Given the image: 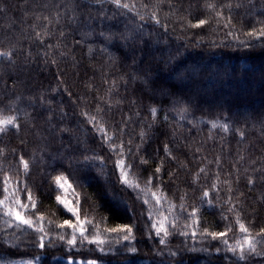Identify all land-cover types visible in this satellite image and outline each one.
I'll list each match as a JSON object with an SVG mask.
<instances>
[{
    "label": "trees",
    "instance_id": "obj_1",
    "mask_svg": "<svg viewBox=\"0 0 264 264\" xmlns=\"http://www.w3.org/2000/svg\"><path fill=\"white\" fill-rule=\"evenodd\" d=\"M119 2L0 0V117L19 125L0 133V199L10 177L9 206L30 194L34 213L20 210L47 233L40 248L0 207V264H264V238L229 250L237 217L264 228V37L247 35L264 0ZM58 177L91 221L75 245ZM121 225L131 240L108 231ZM229 225L227 244L207 234Z\"/></svg>",
    "mask_w": 264,
    "mask_h": 264
},
{
    "label": "snow or ice",
    "instance_id": "obj_2",
    "mask_svg": "<svg viewBox=\"0 0 264 264\" xmlns=\"http://www.w3.org/2000/svg\"><path fill=\"white\" fill-rule=\"evenodd\" d=\"M115 2L117 3L118 7H124V8H128L129 5L128 4H121L119 2V0H115ZM209 8L215 10V6L214 5H209ZM155 15V14H153ZM218 16H221L222 14L220 12H217ZM157 23H159V21L157 20ZM206 23H208L207 20L205 19H201L199 20L196 24L190 25L192 27H201L203 25H205ZM247 35L249 37H256V38H262L264 37V27H262L259 31H252L247 33ZM0 58H7L10 59L11 58V52H3L0 51ZM153 112H155V109L152 110ZM18 128L19 125L16 122V117L14 116H7V117H0V133H5L6 131H8L9 128ZM101 131H103V129H101ZM107 136V133H104ZM108 139H112V137L108 136ZM122 147V146H121ZM21 162L23 164V168L24 171L27 172L28 171V162L24 161L23 158H21ZM145 162V161H142ZM117 166L121 169V177H122V182L125 184L126 187H130V188H138L139 185L133 182H130L127 179V171L125 170V164H124V160L121 159L120 161L117 162ZM157 172L160 171L159 168L156 169ZM66 179V178H65ZM11 178L10 177H5L3 180V184H4V188H3V192L5 193L4 198L0 199V207H2L4 209V214L14 217V219L18 222V226L19 225H24L27 226L28 228H32L34 231H36L37 233H43V235L39 236V247L40 248H44L45 244H44V240H45V236H47V233L45 232V229L42 226H39L40 223L43 221V216H38L36 221H34L31 216L26 217L23 212L20 209H23L24 211H33L35 210V203L32 200L31 195L29 194L27 196V200L31 202V207L28 203H22L21 201H19L18 199H13L12 203L16 205L15 208L10 207L9 206V200H10V196L12 195L11 193H9V184L11 183ZM60 182V178H57V183L59 184ZM252 181H250L251 183ZM61 187H63V185H60ZM13 193L15 192V189L12 190ZM155 195V194H153ZM205 196H208L209 193L205 192L204 193ZM158 201L159 199H161V197H157L156 198ZM57 200L60 203H64L63 201L60 200L59 197H57ZM146 203V202H145ZM67 211L71 212L73 217H75V219L77 221H79V224H73L72 220H65L63 222V224L59 225V227H64L65 225L68 226V228L72 229L70 235L71 238L67 241L68 244L70 245H75L77 242V234H79L81 240H88V236L85 235V229L83 227L84 223H89L91 224V221L89 220H85V221H80L79 218V214H78V210L71 208V207H67V205H65ZM190 216H192L193 218L196 217V211H193L192 213L189 214ZM51 223V222H49ZM236 224L238 225L239 231L241 233H243V239L241 241H237V244L235 247H231L230 246V251H232L234 254L237 252V249H239V259H244L245 258V253H254L256 251V244L260 243V240L257 239V237L260 238H264V228H261L260 231L258 233H256V235L254 236L252 234V231L243 223L240 221L239 217L236 218ZM93 228L95 229L96 226L92 225ZM109 232H123L124 235L122 237L123 240L128 241L132 239V227L128 226V225H121L118 228H112V229H108ZM231 231V225H229L227 227V229L223 232H211V233H207L208 235L211 236L212 239H221L223 243L227 244V236H228V232ZM161 232H163L164 236L168 235V231L167 229L163 226V223L161 222V226L157 229V236H160ZM183 234V233H182ZM202 235L205 233H201ZM192 235L195 236L196 232L193 231ZM59 239L64 240V236L61 235L59 237ZM90 243H95L97 245H103L105 243V240L103 239H99L95 236H93V239L89 241ZM161 243H164V239L161 238L160 240ZM101 251H103V249H101ZM132 251L135 252L136 249L132 248ZM84 264H95V262H84Z\"/></svg>",
    "mask_w": 264,
    "mask_h": 264
},
{
    "label": "rangeland",
    "instance_id": "obj_3",
    "mask_svg": "<svg viewBox=\"0 0 264 264\" xmlns=\"http://www.w3.org/2000/svg\"><path fill=\"white\" fill-rule=\"evenodd\" d=\"M190 72H193V71L190 70ZM202 93L204 94V92H202ZM58 185H59V188L61 190L60 200L64 202L63 204L62 203L61 204L64 207H65V205H67V207H71V208L77 209L78 210V214H79V218H80V221H81L80 210H79L78 204L75 201L76 197H75V194L73 193V189H72L71 185L67 181H64V180L60 181ZM60 185H63V187H61ZM119 202H120V200H119ZM120 204H123V203H120ZM89 262H95V261H89ZM75 264H84V262L80 261V262H77ZM95 264H99V263L95 262Z\"/></svg>",
    "mask_w": 264,
    "mask_h": 264
}]
</instances>
